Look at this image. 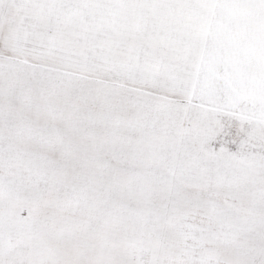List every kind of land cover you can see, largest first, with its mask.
Here are the masks:
<instances>
[{
    "label": "snow or ice",
    "instance_id": "1",
    "mask_svg": "<svg viewBox=\"0 0 264 264\" xmlns=\"http://www.w3.org/2000/svg\"><path fill=\"white\" fill-rule=\"evenodd\" d=\"M0 264H264V0H0Z\"/></svg>",
    "mask_w": 264,
    "mask_h": 264
}]
</instances>
